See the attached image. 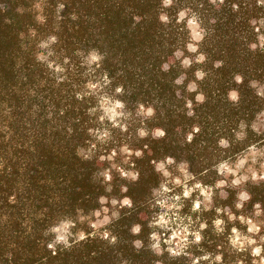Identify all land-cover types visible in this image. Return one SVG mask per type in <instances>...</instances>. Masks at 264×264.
Listing matches in <instances>:
<instances>
[{
    "label": "trees",
    "instance_id": "1",
    "mask_svg": "<svg viewBox=\"0 0 264 264\" xmlns=\"http://www.w3.org/2000/svg\"><path fill=\"white\" fill-rule=\"evenodd\" d=\"M165 199L206 225L176 256L152 242ZM248 220L264 245L259 0H0V264H252L229 242Z\"/></svg>",
    "mask_w": 264,
    "mask_h": 264
},
{
    "label": "rangeland",
    "instance_id": "2",
    "mask_svg": "<svg viewBox=\"0 0 264 264\" xmlns=\"http://www.w3.org/2000/svg\"><path fill=\"white\" fill-rule=\"evenodd\" d=\"M189 27L191 31V45L189 46V48L194 54L196 53L198 49V44L202 39V31L197 21L192 18L189 20ZM193 87L194 86L192 85L191 88L193 89ZM103 111L104 116L111 121L118 119L121 115L120 109L116 105H104ZM246 160V158H242L237 163L222 166L219 171L222 175V179H224L225 181L222 180V182L218 184V188H223L226 186L227 181L228 183L232 181V177H230L231 174L236 175V180L234 182L235 184L239 183L240 179L241 181L246 179V177L242 175L240 170V168L245 165ZM213 201L214 194L208 189L203 190L197 196V203H199V205H204L205 207L210 206ZM159 208L161 212L155 215L153 219V222L155 223L154 225L159 228L158 231L152 237L153 247L156 250L167 251L168 253H171L172 255L176 256L182 253L185 245H188L193 242H199L196 239V234H200L203 228L201 227L202 224L195 220L196 217L193 218L192 216L185 215L183 211H180V208L175 207V205L171 203V201H169L168 199L159 202ZM97 217V222L94 224V228L99 230L106 226L109 221V215L108 212L105 211L102 214H98ZM246 223L248 225V229L237 231L239 233L241 242H244L245 239H252L256 241L255 238L250 236V234H254L255 231L249 232V229L254 228L255 225L252 224L250 220H248ZM235 238L236 233H232V236L229 237L230 245L235 250L241 252L239 250V247L233 245L231 242ZM245 251L251 252V247L246 246ZM261 255L264 256V253H262ZM255 259L259 260V257ZM241 262H239V264H241ZM242 264H244V262H242Z\"/></svg>",
    "mask_w": 264,
    "mask_h": 264
},
{
    "label": "clouds",
    "instance_id": "3",
    "mask_svg": "<svg viewBox=\"0 0 264 264\" xmlns=\"http://www.w3.org/2000/svg\"><path fill=\"white\" fill-rule=\"evenodd\" d=\"M210 2H211V3H215L216 0H210ZM223 2H224V0H220V3H221V4H222ZM165 3L170 7V6L172 5V3H173V0H165ZM259 3H260L262 6H264V0H259ZM238 8H239L238 5H235V4L233 5V10H234V11H235V10H238ZM184 15H185V14H184L183 12H180V13H179V18L184 17ZM193 19H195V17H193ZM180 20H181V19H180ZM257 31H259V29H257ZM204 59H205L204 56H200V60H204ZM237 83H242V80L238 79V80H237ZM229 97H230V99H232V100H236V99H237V93H235V92H231V93L229 94ZM198 99H200V97H198ZM194 131H195V132H199V129H198V128H197V129H194ZM158 135H159L160 137L164 138V137L166 136V132L163 131V130H161V131L158 133ZM188 139H189V142H191V141L193 140V136L190 135V136L188 137ZM136 155L139 156L140 153L137 152ZM109 179H111V177H109ZM197 187H200V186L197 185ZM184 195H185V196H188L189 193L185 192ZM177 199H179V197H177ZM123 204L126 205V206H129V207H130L131 204H132V202H131V200H130L129 198H125L124 201H123ZM199 207H200V205H199V203H197V204L194 206L193 211L198 210ZM237 207H241V206L238 205ZM215 223H216L217 225H219V224H221V223H223V222L220 221V220H217ZM201 227L204 228V227H206V225H202ZM232 231H233V233H236V238L233 239V240L231 241L232 244L235 245V246H238L240 251H245V250H246V246H247V247H251V255H252V257L254 258L252 264H264V256L261 255L262 253H264V245H262V246H257L256 241H255V240H252V239H245L244 242H241L240 237H239V233L237 232V229H236V228H233ZM253 231H259V229H254V228H250V229H249V232H253ZM134 232L137 233V234L140 232V228H139V226H137V227L134 229ZM196 239H197V241H200L201 236H200L199 233L196 234ZM49 247L51 248L52 245H49ZM174 254H175V253H174ZM257 257H259V260H256V259H255V258H257ZM217 260H220V257H217ZM197 264H198V262H197ZM241 264H242V262H241Z\"/></svg>",
    "mask_w": 264,
    "mask_h": 264
}]
</instances>
